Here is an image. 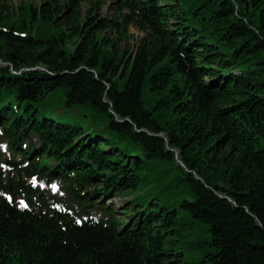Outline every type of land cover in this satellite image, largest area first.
I'll list each match as a JSON object with an SVG mask.
<instances>
[{
	"label": "trees",
	"instance_id": "trees-1",
	"mask_svg": "<svg viewBox=\"0 0 264 264\" xmlns=\"http://www.w3.org/2000/svg\"><path fill=\"white\" fill-rule=\"evenodd\" d=\"M32 1L0 0V264H264V0Z\"/></svg>",
	"mask_w": 264,
	"mask_h": 264
},
{
	"label": "rangeland",
	"instance_id": "rangeland-1",
	"mask_svg": "<svg viewBox=\"0 0 264 264\" xmlns=\"http://www.w3.org/2000/svg\"><path fill=\"white\" fill-rule=\"evenodd\" d=\"M31 0H10L9 5H10V12L9 16L14 19L16 18V11L18 14L23 13V9L27 6L28 2ZM111 1L113 0H107L106 2L103 3L102 7L99 9L100 12H102L101 16H104L108 19H114L115 18V12L112 11V8L109 7L111 6ZM33 5H37L39 2L37 0H33ZM88 3H84L82 5L83 7V12L87 10ZM19 6H24L21 9H19ZM105 31H102L101 34H104ZM108 37L115 38L116 39V32L109 30L106 32ZM128 37L116 39L118 41V46L122 49L131 51L138 38L142 35V32H140L138 29H136L134 26L130 25L128 29ZM49 98L45 99V102L48 101ZM63 102V94L61 90H58L55 94H53L50 102L44 106L42 109L45 111L47 114L52 113V114H58L60 111L64 112V115H66L68 118L71 120H79L82 124H84V121L88 120L90 116H93V113L90 109L87 107H74L72 109L64 108L62 105ZM56 107L55 109H53ZM58 116V115H56ZM0 149L3 151H7L6 144L0 140ZM49 192L55 196V206L58 208L62 209H69L70 211L74 212L77 215H80L81 217H91V218H100L101 214L95 210H89L86 213H82L76 206L75 204L67 201L66 199V193L63 188V184L61 182H52L49 185ZM128 198L125 196H112L110 197L106 202L107 205L113 206V209H120V207L125 203V201ZM120 206V207H119ZM119 207V208H118ZM179 213L181 217L186 218V215L181 212L179 209ZM191 239L192 238H197L200 240H203L206 237V233L202 230L201 226H196V230H193V232L190 234ZM188 248V249H187ZM184 249V255L182 256V259L184 262H194L196 261L200 256L201 252L200 251H192L190 247H187Z\"/></svg>",
	"mask_w": 264,
	"mask_h": 264
},
{
	"label": "water",
	"instance_id": "water-1",
	"mask_svg": "<svg viewBox=\"0 0 264 264\" xmlns=\"http://www.w3.org/2000/svg\"><path fill=\"white\" fill-rule=\"evenodd\" d=\"M0 62H1V60H0Z\"/></svg>",
	"mask_w": 264,
	"mask_h": 264
}]
</instances>
